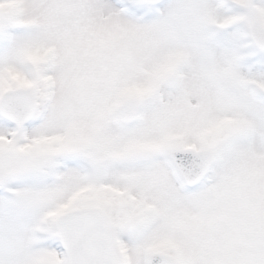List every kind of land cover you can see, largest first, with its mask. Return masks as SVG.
I'll use <instances>...</instances> for the list:
<instances>
[{"label": "snow or ice", "instance_id": "6c2138e0", "mask_svg": "<svg viewBox=\"0 0 264 264\" xmlns=\"http://www.w3.org/2000/svg\"><path fill=\"white\" fill-rule=\"evenodd\" d=\"M0 264H264V0H0Z\"/></svg>", "mask_w": 264, "mask_h": 264}]
</instances>
